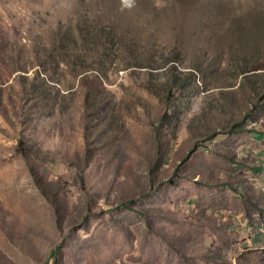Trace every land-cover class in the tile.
Instances as JSON below:
<instances>
[{"label":"rangeland","instance_id":"rangeland-1","mask_svg":"<svg viewBox=\"0 0 264 264\" xmlns=\"http://www.w3.org/2000/svg\"><path fill=\"white\" fill-rule=\"evenodd\" d=\"M0 264H264V0H0Z\"/></svg>","mask_w":264,"mask_h":264},{"label":"trees","instance_id":"trees-1","mask_svg":"<svg viewBox=\"0 0 264 264\" xmlns=\"http://www.w3.org/2000/svg\"><path fill=\"white\" fill-rule=\"evenodd\" d=\"M19 149L21 150V153H23V154H26L28 152L27 144L24 143V142H21V145H20V148Z\"/></svg>","mask_w":264,"mask_h":264},{"label":"crops","instance_id":"crops-1","mask_svg":"<svg viewBox=\"0 0 264 264\" xmlns=\"http://www.w3.org/2000/svg\"><path fill=\"white\" fill-rule=\"evenodd\" d=\"M254 240H257L258 241V243H262L261 241H262V239L260 238V239H258V238H255ZM258 248V247H257Z\"/></svg>","mask_w":264,"mask_h":264}]
</instances>
